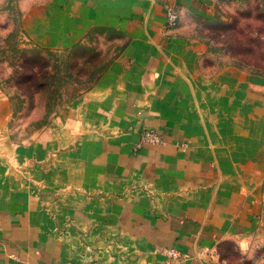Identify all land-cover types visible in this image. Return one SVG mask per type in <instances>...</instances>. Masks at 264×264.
Masks as SVG:
<instances>
[{"label":"crops","instance_id":"0c3cea01","mask_svg":"<svg viewBox=\"0 0 264 264\" xmlns=\"http://www.w3.org/2000/svg\"><path fill=\"white\" fill-rule=\"evenodd\" d=\"M230 2L0 0V20L16 15L32 46L70 48L100 28L126 37L35 140L0 131V264H229L220 244L244 242L264 204V75H213L196 25ZM146 128L165 142L139 146Z\"/></svg>","mask_w":264,"mask_h":264},{"label":"rangeland","instance_id":"374dc122","mask_svg":"<svg viewBox=\"0 0 264 264\" xmlns=\"http://www.w3.org/2000/svg\"><path fill=\"white\" fill-rule=\"evenodd\" d=\"M228 1L220 18L197 19L199 33L209 44L210 57L205 65L213 75L226 66L264 75V0ZM18 24L16 15L10 16L7 23L0 20V131L3 137L27 145L95 84L105 65L122 49L126 37L100 28L83 43L55 50L27 44ZM38 57H44L50 74L46 80L41 79L45 82L41 89L29 74ZM24 62L28 66L23 67ZM164 142L159 131L146 128L138 145ZM251 234L242 243L223 241L219 246L221 256L229 264H264V204ZM168 254L174 259L182 257L176 248H168Z\"/></svg>","mask_w":264,"mask_h":264},{"label":"trees","instance_id":"16d2710c","mask_svg":"<svg viewBox=\"0 0 264 264\" xmlns=\"http://www.w3.org/2000/svg\"><path fill=\"white\" fill-rule=\"evenodd\" d=\"M31 52L33 53L34 51H31ZM43 61H44V57H38V60L36 63L33 64V67L31 68L30 73L28 72L30 74V77L36 80V85H37L38 89H41V87L43 85H45V82L41 81V79L43 77H45V80H46L47 76L50 75L48 73L49 71L46 68V65L43 63ZM108 65H109V63L107 65H105V67L103 68L101 73L107 68ZM26 66H28V64H26L24 62L23 67H26ZM29 69L30 68L28 67L27 71H29ZM46 84H47V82H46Z\"/></svg>","mask_w":264,"mask_h":264},{"label":"built area","instance_id":"2783aa9c","mask_svg":"<svg viewBox=\"0 0 264 264\" xmlns=\"http://www.w3.org/2000/svg\"><path fill=\"white\" fill-rule=\"evenodd\" d=\"M225 1H228V0H225ZM166 15H167L166 25L168 28H174L179 24L180 8L177 5L175 4L168 5Z\"/></svg>","mask_w":264,"mask_h":264}]
</instances>
